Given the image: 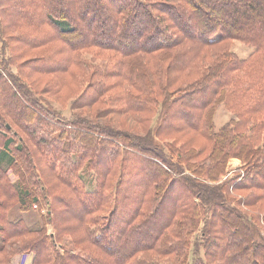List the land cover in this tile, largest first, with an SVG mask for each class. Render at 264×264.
I'll use <instances>...</instances> for the list:
<instances>
[{"label": "trees", "instance_id": "obj_1", "mask_svg": "<svg viewBox=\"0 0 264 264\" xmlns=\"http://www.w3.org/2000/svg\"><path fill=\"white\" fill-rule=\"evenodd\" d=\"M170 2L0 0L2 264H18L19 255H32L31 264H264V228L237 208L264 200V0ZM16 22L39 30L11 38ZM225 40L253 47L252 55L223 52L174 90L152 82L138 58L167 54L169 85L201 49ZM25 42L53 43L35 60L42 73L67 74L89 48L119 55L91 73L90 100L113 88L126 111L158 116L155 126L141 137L78 116L64 121L28 83L13 81L9 66ZM220 105L234 118L215 129ZM233 158L242 175L219 183ZM237 191L246 194L237 199Z\"/></svg>", "mask_w": 264, "mask_h": 264}, {"label": "rangeland", "instance_id": "obj_2", "mask_svg": "<svg viewBox=\"0 0 264 264\" xmlns=\"http://www.w3.org/2000/svg\"><path fill=\"white\" fill-rule=\"evenodd\" d=\"M168 1L174 2L175 0ZM19 26L20 25L17 23V25L14 24L12 27L8 28V35L11 38L14 36H20L21 34L32 35V32L34 34L36 30H39L38 28L26 30ZM0 47L2 48L1 42ZM52 47L53 43L50 42L47 45L41 44L35 46L31 43L25 42V45H21V48L14 50L16 59L14 64L9 66V69L14 75H16V77L13 78V81H16L17 87L21 86L20 83H25V85L28 83L30 86H28V84L27 86L32 90V92H38V94L34 93L35 96H41L50 108L61 115V118L64 119V121L71 120L75 116H78L106 127H111L118 131L131 132L141 137L147 135V131L155 126V121L158 119V116L147 112L143 114H135L126 111L124 109L122 99H118L117 95L119 92L113 90V88L102 96L98 97L96 100H90V95L92 92L91 90H87V85L91 79V73H97V71L104 73V67H114L116 61L121 59L119 55L116 56L114 53L97 48H89L76 53L73 65L70 68V72L67 74L60 73V70L56 71L55 73H53V71L47 73H42L40 71L37 72L38 70L35 68L38 67L40 62L35 64V60L42 58V55L50 52ZM253 50V47L237 40H225L214 46L204 47L199 51L198 56L193 62L191 68L186 70L183 76L178 75L176 81L169 85L165 84L167 81H169L168 73L171 71L169 57L167 54L157 52L152 54L150 58H148L146 55L138 56V58H140L142 62L147 63V66L145 67L148 72L151 73L149 75V79L152 80V82H155L158 87H162L160 84H163V86L165 85L167 89L174 90L176 88L183 87L196 79H199V77L202 76L203 69L210 63H213L219 54L229 51L235 54L239 59H248L252 55ZM41 64L42 63H40V65ZM98 78L99 77L95 76L97 81L100 80ZM108 83L115 85L117 80H109ZM12 84L14 85L15 83L12 82ZM77 106H82V108H76ZM160 107H162V105H160ZM233 118L234 115L223 105L218 106L215 109L213 117L214 128L219 129ZM12 133L13 132H11V134ZM169 141L172 140L168 139L164 142L171 143ZM204 144L205 139L202 137L194 139L193 141V145L195 147L201 148ZM241 165L242 163L239 159H230L228 163L227 174L226 176H221L222 178H219V183L226 181L227 178L234 177L238 171L242 175ZM10 178L13 180L15 179L12 177V175H10ZM114 179L115 175L113 174L110 177V181L112 182ZM230 193L236 196L237 199L246 194L242 191ZM237 208L242 209L244 212L248 211L253 218L260 220V223L259 221L258 223L264 228V222L261 220V210H264V200L257 201L253 208H246L243 205H237ZM17 209L18 204L16 203L13 206H10L8 209V214H11L12 219L17 217ZM33 210L35 211L32 212L34 215L33 218L36 219L37 216H40V213H38V207L33 205ZM43 210L44 211H42L41 214L47 215L46 210ZM25 216L29 218L30 213H26ZM33 218L29 219L30 223H33ZM24 222L27 224L25 218ZM47 232L49 234L52 233L50 226H48ZM26 239L27 238H19L14 240L21 244L24 243ZM65 243H67V246H71L69 238L65 240ZM1 256L2 255L0 254V264H2ZM13 260L14 262L17 261L18 264H31L32 255H19Z\"/></svg>", "mask_w": 264, "mask_h": 264}]
</instances>
